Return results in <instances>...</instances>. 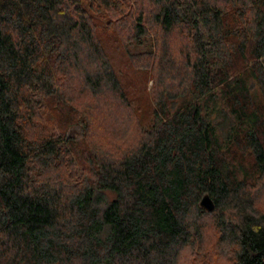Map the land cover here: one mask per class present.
I'll list each match as a JSON object with an SVG mask.
<instances>
[{"label":"trees","instance_id":"obj_1","mask_svg":"<svg viewBox=\"0 0 264 264\" xmlns=\"http://www.w3.org/2000/svg\"><path fill=\"white\" fill-rule=\"evenodd\" d=\"M136 6L125 42L147 45L151 26L163 37L143 53L147 123L98 32L101 12L109 29ZM253 187L264 193V0H0V264H180L187 251L210 264V225L230 264H264Z\"/></svg>","mask_w":264,"mask_h":264},{"label":"rangeland","instance_id":"obj_2","mask_svg":"<svg viewBox=\"0 0 264 264\" xmlns=\"http://www.w3.org/2000/svg\"><path fill=\"white\" fill-rule=\"evenodd\" d=\"M137 7H134L132 10H127L126 12H124L126 14V18L125 22L123 23H119L117 24L115 27H110L109 29H107V20L109 17V13L107 11H103L99 14L100 19L102 20L101 26L99 27V34H101V40L103 42V45L106 47V50L108 51L110 57L113 59L114 65L116 67V69L118 71L121 72V77L123 78V84L128 85V88L131 90L130 92L132 97V106L134 108H139L140 109V113H139V117L140 120L142 121H146L150 122L153 118V108H154V104H155V94H156V90L155 92H153V83H154V79H152V75L150 74V69H145L143 68V65H145V58L146 56L143 55V53L145 51L147 52H152V54L150 55L151 57H153V54L156 50V41L157 42H161V40H163V37L161 38V36H159L157 34V30L155 26H151L150 30V38H149V42L146 44H142V45H138L137 47L134 46H129L126 42H125V38L126 36L129 34V25H130V21L132 19V17L135 18V15L137 13ZM144 8H148V5H143ZM123 13V14H124ZM132 15V17H131ZM182 34H170L166 36L167 42L170 43L169 47H170V51L174 56H177L179 54L180 51H182V48L184 46V42L182 40L181 37ZM159 39V41H158ZM151 42L153 44V49H149L151 47ZM129 48V51H128ZM153 50V51H152ZM141 53V54H140ZM140 54V60H139V56ZM143 64V65H142ZM145 67V66H144ZM70 88V93L74 94L73 97L76 99V101H78L79 103L83 104L82 107H88L90 106L91 108L94 109V107L97 106L96 101L92 98L91 96V91L88 88H84L82 86L79 85L78 82V78L75 77V79H73V77H71V81L69 83V87ZM256 89V95H258V100L256 98L257 102H262V93L259 91L258 92V87L255 86ZM155 93V94H154ZM102 101H100V103H102V108H106L105 103L108 105V103L112 104V106H109L110 108H118L121 110H124V107L122 106V104L120 105V103L116 102V100H112L110 99V101L106 100L105 98L101 99ZM77 103V102H76ZM85 105V106H84ZM122 106V107H121ZM100 106L98 108L99 111L102 112V114L104 115V117H106L105 120V125L104 123H101L102 126H110L112 124H114L115 120L112 117H108L107 118V113H105V111L100 110ZM123 108V109H122ZM97 110V111H98ZM44 121L45 123H47L48 127L50 129L54 128H58L57 124L55 123V118L54 116H52V114L46 110L44 111ZM123 113V121H126L128 117H130L131 113H126L125 111L122 112ZM80 120L82 119V116L79 117ZM117 121H120V117L116 118ZM114 120V121H113ZM85 122H83L84 125ZM132 128L136 129L138 128V126L135 125H131ZM76 128H78V133H79V139H81L83 133L85 132L84 128L80 127L79 125H76ZM112 134H109L106 138H110V139H115L117 136L119 137L120 135L116 134L115 132L113 133L111 131ZM108 134V133H107ZM130 133V128L128 130L127 133H125L123 136L128 135L130 138H132V135H129ZM90 138L91 141L94 142H98L97 141V135L94 134L93 135H89L87 134ZM122 136V135H121ZM238 160H240V157H238ZM244 162L250 166L252 161V158L250 155L244 156L243 157ZM252 189H254L255 191V195H256V199H257V204L259 203H264V193L259 191L260 188L258 187H253ZM208 218H212V215ZM205 235V241H204V245H206L205 247V251L203 252V256L206 258H209V260L211 261L210 264H230L229 260L227 258H225V255L223 254L222 256L219 253V250L221 251L222 248L219 247L218 250V246L215 243V239H216V231L213 230L212 225H210L208 227ZM189 253V254H187ZM193 253L190 251L186 252V255H183V257L181 258L182 261L180 264H191V259H189V256L192 255Z\"/></svg>","mask_w":264,"mask_h":264},{"label":"water","instance_id":"obj_3","mask_svg":"<svg viewBox=\"0 0 264 264\" xmlns=\"http://www.w3.org/2000/svg\"><path fill=\"white\" fill-rule=\"evenodd\" d=\"M200 204L208 211H213V209L216 207L213 197H211L209 194H206L202 197Z\"/></svg>","mask_w":264,"mask_h":264},{"label":"clouds","instance_id":"obj_4","mask_svg":"<svg viewBox=\"0 0 264 264\" xmlns=\"http://www.w3.org/2000/svg\"><path fill=\"white\" fill-rule=\"evenodd\" d=\"M254 207L258 209L259 214H264V203L256 204ZM257 219H259V215H257ZM261 226H264V225H259V226L258 225H254L252 230L254 232L258 233L260 231V227Z\"/></svg>","mask_w":264,"mask_h":264}]
</instances>
